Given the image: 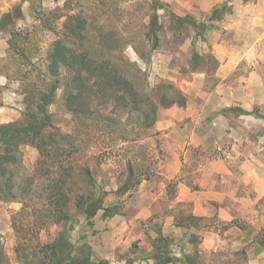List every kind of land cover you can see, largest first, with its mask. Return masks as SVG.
I'll use <instances>...</instances> for the list:
<instances>
[{
	"label": "rangeland",
	"instance_id": "374dc122",
	"mask_svg": "<svg viewBox=\"0 0 264 264\" xmlns=\"http://www.w3.org/2000/svg\"><path fill=\"white\" fill-rule=\"evenodd\" d=\"M217 6L219 11L213 14ZM252 8L263 9L264 0H0V19L9 14L0 21V123L22 117L24 90L30 88L25 76L40 83L46 52L57 36L53 31L59 32L68 16L77 15L84 34L82 46H72L86 49L96 65L92 71L96 78L91 92L93 106L88 107L100 124L94 119L96 124L89 134L82 133V120L69 112L61 87L48 107L53 126L64 136L75 171L70 185V219L47 224L39 231V242H50L66 231L73 255L92 250L94 259H107L112 264H187V255L195 264H251L259 249H264V195L254 203L253 211L244 213L238 205L231 207L235 203L231 194L240 198L249 195L254 200L252 183L245 184L242 178L246 173L256 180L264 179V105H254L248 110L252 113H245L247 109L237 104L221 110L226 116L225 134L214 138L206 150L187 152L181 172L173 178L162 173L164 137L163 129L157 126L171 117L166 113L168 108L203 106L205 94L220 80L216 75L221 63L218 55L232 64L226 70L225 83L264 72V62L259 61L256 50L252 52ZM154 14L155 33L150 29ZM17 29L27 30L29 40H19L10 48L7 41ZM261 41L264 43V37ZM243 51L249 52L242 57ZM107 70L113 77L129 79L144 93L158 89L170 94L169 86L179 89L186 104L158 107L155 123L136 132L134 122L141 121L138 106H126L118 93H111L100 80ZM112 82L117 91L125 87L116 77ZM102 113L108 118H102ZM101 122L106 125L98 129ZM20 152V162L12 167L15 192L19 187L30 190L28 175L37 158L31 145L22 144ZM229 152L237 154L232 158ZM213 155L225 157L230 169L221 186L228 194L223 203L233 209L231 221H222L217 213L196 217L192 203L177 199L180 182L196 195L201 193L197 168ZM181 157L184 159L183 153ZM129 164L133 171L130 179L135 183L118 193L129 179ZM84 166L93 180L83 173ZM86 192L103 198V207L91 215L76 204ZM31 202L49 210L46 201L32 198ZM21 207L19 200L0 199V243L7 264H23L15 251L18 239L12 227L13 216ZM211 233L214 245L206 247L205 238ZM155 243L164 253H155Z\"/></svg>",
	"mask_w": 264,
	"mask_h": 264
},
{
	"label": "trees",
	"instance_id": "16d2710c",
	"mask_svg": "<svg viewBox=\"0 0 264 264\" xmlns=\"http://www.w3.org/2000/svg\"><path fill=\"white\" fill-rule=\"evenodd\" d=\"M218 11L217 6L213 14ZM7 15L9 14H3L0 21ZM150 24L151 31L155 33L156 14L152 16ZM53 32L57 36L51 41L46 52L45 74L42 80L40 79L38 83L28 78V75L25 76L30 88L24 90L25 109L22 111V117L15 121L0 123V199L19 200L22 203V207L13 216L12 227L18 239L15 251L23 264H112L107 259H94L91 256L92 250L86 255L82 253L73 255V245L69 242L66 231H62L50 242L41 243L38 240L39 231L47 224L66 222L70 219L68 212L72 198L70 185L75 166L62 141L64 136L53 126L48 109L55 100L57 90L62 88L63 98L71 115L79 121L82 120L84 127L82 133L89 134L96 124L94 119H97L88 107L93 106L91 92L96 78L92 71L96 65L86 49L77 48L84 38L77 15L68 16L59 32L55 30ZM22 39L29 40L28 31L17 29L10 33L7 42L12 48ZM74 44L77 47L72 46ZM108 70L100 80L106 82L111 88V93H118L126 106H138L137 114L141 121L134 122L136 132L150 128L155 123L158 107H169L174 104L182 107L186 104V96L179 89L169 86L170 94L156 91L158 89H155V92L144 93L129 79L119 75L113 77L112 72ZM115 77L125 85L123 89L118 91L113 89L112 80H115ZM245 113L252 111L245 110ZM99 115L104 119L108 118L104 113ZM97 123L100 124L99 121ZM105 125L101 122V127L97 128L102 129ZM22 144L33 146L37 151V158L33 172L28 175L30 190L24 191L19 187L15 192L12 167L20 162ZM82 171L89 180H93L87 166L82 167ZM128 173L129 179L117 189L118 193L125 192L135 183L130 179L133 173L130 164ZM31 190L33 195L30 194ZM86 193L79 196L76 204L84 214L91 215L97 208L103 207V198H94L92 192ZM32 198L48 202L49 210L39 207L37 205L39 202H31ZM104 209L109 212V208ZM159 239L167 241L164 236H160ZM154 250L156 254L164 253L156 243ZM185 259L187 264H195V259L189 255ZM7 262V256L0 243V264Z\"/></svg>",
	"mask_w": 264,
	"mask_h": 264
},
{
	"label": "crops",
	"instance_id": "0c3cea01",
	"mask_svg": "<svg viewBox=\"0 0 264 264\" xmlns=\"http://www.w3.org/2000/svg\"><path fill=\"white\" fill-rule=\"evenodd\" d=\"M251 12L254 30L252 52L256 50L259 61L264 62V43L261 41L264 37V8H252ZM248 52H241V56L247 55ZM217 57L221 62L216 72L220 80L205 94V100L201 104L203 106H187L185 109L168 108L166 113H170L171 117L165 121H159L157 128L163 129L162 145L165 149V159L161 167L162 173L168 178H173L181 172L187 152L194 151L196 148L206 150L214 138L219 139L225 134L226 116L221 110L232 104L240 105L247 110L254 105H264V72L261 74L252 72L248 77L235 78L228 84L224 80L229 74L226 70L230 69L232 64L230 60H225L224 56ZM243 94L248 96L247 99L241 97ZM177 113L181 116L176 117ZM184 116L190 119H185ZM208 117H210L209 121ZM182 153L184 159L181 157ZM236 154L229 152L228 157L233 158ZM225 160V157L213 155L207 163L199 165L197 168L201 176L199 183L203 187L199 195H196L195 191H192L185 183L180 182V195L177 199L192 203V211L196 217L208 218L217 213L222 221H231L234 218L231 207L238 205L237 208L242 209L244 213L251 212L255 207L254 203L264 195V179L256 180L245 173L242 180L245 184L252 183V189L256 192L254 200L249 195L240 198L231 194V199L235 200V203H232L231 207L225 205L223 201L228 194L223 190L221 183L230 173ZM213 234L205 238L206 247L214 245L215 235ZM251 264H264V249H259V253L251 260Z\"/></svg>",
	"mask_w": 264,
	"mask_h": 264
}]
</instances>
